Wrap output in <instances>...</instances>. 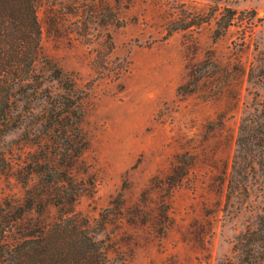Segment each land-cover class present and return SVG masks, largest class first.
I'll return each instance as SVG.
<instances>
[{"label": "rangeland", "instance_id": "374dc122", "mask_svg": "<svg viewBox=\"0 0 264 264\" xmlns=\"http://www.w3.org/2000/svg\"><path fill=\"white\" fill-rule=\"evenodd\" d=\"M222 6L235 13L214 37ZM36 14L41 55L86 93L81 159L93 188L75 209L105 264L230 258L264 210L259 179L229 198L224 180L239 124L264 119V0H40ZM17 136L2 140L11 161L30 148ZM21 193L0 173V205Z\"/></svg>", "mask_w": 264, "mask_h": 264}, {"label": "trees", "instance_id": "16d2710c", "mask_svg": "<svg viewBox=\"0 0 264 264\" xmlns=\"http://www.w3.org/2000/svg\"><path fill=\"white\" fill-rule=\"evenodd\" d=\"M39 3L0 0V173L22 188L19 199L0 205V264H105L100 241L75 209L78 197L93 188L81 159L87 146L80 127L86 93L69 73L41 55ZM234 13L228 6L221 7L214 37ZM198 18L197 23L204 22L207 15ZM105 41L109 52L108 34ZM14 131H18L13 141L17 149L25 144L30 148L11 161L2 150V140ZM250 177L264 183V119L260 117L238 126L224 179L226 198L233 192L247 195ZM49 209L53 213L45 220L42 217ZM31 212L38 217H29ZM96 223L103 224L98 219ZM231 250L230 258L215 264H264V210L253 226L235 238Z\"/></svg>", "mask_w": 264, "mask_h": 264}]
</instances>
